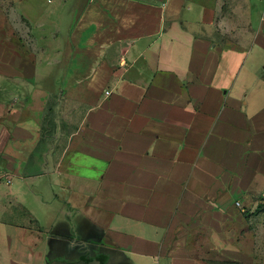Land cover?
Listing matches in <instances>:
<instances>
[{
	"label": "crops",
	"instance_id": "0c3cea01",
	"mask_svg": "<svg viewBox=\"0 0 264 264\" xmlns=\"http://www.w3.org/2000/svg\"><path fill=\"white\" fill-rule=\"evenodd\" d=\"M7 2L0 264L244 258L264 207V0H51L36 19Z\"/></svg>",
	"mask_w": 264,
	"mask_h": 264
},
{
	"label": "rangeland",
	"instance_id": "374dc122",
	"mask_svg": "<svg viewBox=\"0 0 264 264\" xmlns=\"http://www.w3.org/2000/svg\"><path fill=\"white\" fill-rule=\"evenodd\" d=\"M15 12L26 13L30 17L53 18L56 14L52 11L54 3L47 0H15ZM0 17L5 20L12 15L13 6L7 0H0ZM263 214V215H261ZM249 228L238 234V245L246 255L239 264H264V207L257 210L254 219L249 221ZM198 254L201 258H208L207 242L202 245Z\"/></svg>",
	"mask_w": 264,
	"mask_h": 264
},
{
	"label": "trees",
	"instance_id": "16d2710c",
	"mask_svg": "<svg viewBox=\"0 0 264 264\" xmlns=\"http://www.w3.org/2000/svg\"><path fill=\"white\" fill-rule=\"evenodd\" d=\"M211 264H239L240 262H231V261H214V262H210Z\"/></svg>",
	"mask_w": 264,
	"mask_h": 264
},
{
	"label": "built area",
	"instance_id": "2783aa9c",
	"mask_svg": "<svg viewBox=\"0 0 264 264\" xmlns=\"http://www.w3.org/2000/svg\"><path fill=\"white\" fill-rule=\"evenodd\" d=\"M48 2H51V0H47ZM107 95L110 94V92H106ZM8 183H10V181H8ZM237 206H239V204L237 203Z\"/></svg>",
	"mask_w": 264,
	"mask_h": 264
},
{
	"label": "flooded vegetation",
	"instance_id": "af4514ba",
	"mask_svg": "<svg viewBox=\"0 0 264 264\" xmlns=\"http://www.w3.org/2000/svg\"><path fill=\"white\" fill-rule=\"evenodd\" d=\"M87 258H84L83 260H82V262H84V263H86L87 262V260H86Z\"/></svg>",
	"mask_w": 264,
	"mask_h": 264
}]
</instances>
